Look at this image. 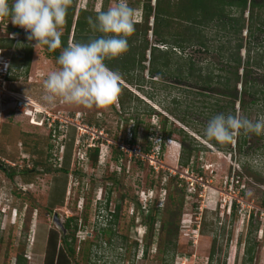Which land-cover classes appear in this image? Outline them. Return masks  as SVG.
Returning a JSON list of instances; mask_svg holds the SVG:
<instances>
[{
  "label": "rangeland",
  "instance_id": "rangeland-1",
  "mask_svg": "<svg viewBox=\"0 0 264 264\" xmlns=\"http://www.w3.org/2000/svg\"><path fill=\"white\" fill-rule=\"evenodd\" d=\"M147 1L128 0L136 10V22L143 21ZM118 2L72 0L71 6L76 8L77 20L81 8L97 13ZM152 4L156 7V0ZM2 18L0 26L19 29L10 16ZM154 24L152 17L149 26L154 28ZM66 26L67 21L62 27L63 35ZM210 26L206 31L213 38L211 50L196 46L182 52L176 48L178 56L171 57L172 72L179 65V57L182 63L192 56L200 66L213 67L216 75L233 76L223 55L225 50L219 48L228 44L231 34L219 29L217 22ZM19 30L6 54L26 55L27 46L33 48V53L29 66L16 71L17 77L9 82V88L59 116L63 123L58 119L60 134L56 127L52 134L48 126L33 125L28 115L15 109L13 99L1 111L0 191H4V208L8 209L9 204L16 209L0 218V264H19V259L22 264H264V135L248 133L249 143L243 153L236 140L230 146L217 145L204 135L209 120L221 114L215 106L217 111L212 113L215 100H224L222 105L231 100L222 94L228 92L225 87L215 82L209 89L211 95L206 97L200 94L205 92L203 87L177 77L167 68L164 74L152 77L148 49L143 59L145 69L138 64L132 68L133 82L121 76L122 91L112 105H75L60 99L54 105H45L44 82L60 65L53 51L46 46L33 47L35 42L28 41L25 29ZM74 30L75 26L70 44H75ZM247 36L245 30L243 37ZM0 38L11 39L4 27H0ZM147 38L153 46L169 48L158 44L152 30ZM138 44L134 42L133 47ZM63 48L62 44L55 51L60 53ZM175 99L181 103H175ZM236 111L243 116L239 102ZM185 113L198 129L181 120ZM42 117L44 114L37 112L36 118ZM249 119H264L263 101L252 107ZM140 120L138 143L134 144L135 125ZM185 132L195 140L185 142ZM90 143L102 146L96 163L88 150ZM221 145L227 147L220 148ZM37 146L54 167H68L69 173L50 170L32 176L29 182L20 174L12 180L6 169L25 167L29 157H37ZM109 146L112 154L106 157ZM149 146L152 150L147 152ZM185 148L192 150V154L186 153L187 157L191 155L189 166L181 163ZM100 155L108 159V167L101 166ZM17 185L28 192L17 197L13 191ZM106 203L111 214L121 206L114 223L105 221L100 212L106 210ZM147 209L158 213L154 232L147 233L143 220ZM252 212L255 216L251 218ZM69 218H76L71 227L67 225ZM67 236L74 244V255L68 254ZM248 238L257 244L252 262L246 252Z\"/></svg>",
  "mask_w": 264,
  "mask_h": 264
},
{
  "label": "trees",
  "instance_id": "trees-1",
  "mask_svg": "<svg viewBox=\"0 0 264 264\" xmlns=\"http://www.w3.org/2000/svg\"><path fill=\"white\" fill-rule=\"evenodd\" d=\"M153 0H148L144 5L143 10V21L136 22L135 32L129 36L128 43L133 47L134 42H139V44L132 49L128 50L120 55L119 57L112 58L106 61L107 65L114 71L118 72L123 78L130 82L133 79L130 78L132 68L136 67L138 64L140 69H145L143 65V59L145 58L148 49L151 50V69L150 73L152 77L158 76V74H164L165 68L172 72L171 57H175L177 53L176 48L181 49L182 52H186L188 48H194L196 46L202 47L206 51L211 50V41L207 33V29L211 27L210 25L214 22L219 23L217 26L219 29L229 32L231 38L228 44L219 47L221 51L225 50L224 57L227 58V63L229 65V70L233 76H223L221 74L216 75L215 69L208 66H200L197 61L192 56H188L184 62L181 63L178 60V66L172 72L179 78H184L188 81H193L199 86L203 87L205 92H201V95L209 97V94L213 88L215 82L219 85L225 87L228 91L222 93L225 97H229L231 100L226 104L222 103L224 100L216 99L214 104L211 106L221 111L224 115H236V105L239 102L242 117L250 118L251 109L254 105H259L260 102L264 103V0H156V7L152 4ZM102 11V10H101ZM76 8L74 6L69 7L66 16L67 26L66 33L62 36L63 47H67L70 44V34L75 26L73 42L74 43H88L92 39L98 38L102 33H99L93 25L90 23L91 20H95L96 14L88 10V8H81L78 13L77 20ZM249 12V17H246V13ZM154 17V28L149 26V21ZM145 19V20H144ZM138 27V29H137ZM152 30L154 36L159 39L158 44H167L169 48L163 50L159 45H151L148 40V34ZM247 30L248 36L243 37L244 31ZM10 31L19 32L17 27H12ZM15 42L14 39H4L0 38V47L9 49L13 46ZM217 49V48H216ZM28 54H21L17 57H12V71L13 75L10 77L11 80H15L17 77L16 71L22 70L25 66H29L31 62L30 55L32 56L33 48L27 46ZM246 51V56H243V51ZM61 52L53 51L55 58L58 60ZM178 56V55H177ZM243 70V73L240 71ZM235 82V83H234ZM241 83V90L238 89V84ZM127 90V89H126ZM133 95V93H132ZM5 108L8 106L10 100L5 99ZM175 103L180 104L178 99L174 100ZM121 102L125 106V100ZM14 104V103H13ZM15 106V105H14ZM191 109V105L188 106ZM16 109V107H15ZM217 110L213 109L212 113ZM174 113V112H173ZM181 120L188 126L198 129L195 122L191 121L185 113ZM141 125V120L135 125V133L133 143H138V128ZM56 131L61 129V124L56 125ZM54 129H50L53 134ZM184 141L188 139L195 140L191 134L185 132ZM239 138L235 139L239 150L243 153L244 148L248 145L247 134L241 132ZM217 145L218 142L213 140ZM73 144V142H71ZM99 143V142H98ZM52 145V144H51ZM231 143H229V146ZM152 146L146 148L147 152L152 150ZM227 146L221 145L220 148ZM92 151V159L96 163L98 160L100 146H96ZM37 157H29L26 160V166L23 168H12L6 169L9 177L12 180L16 178L19 174L25 179V182L31 181V177L39 176L41 174V169L45 168V174L50 170L62 171L66 174L69 173L68 167H54L49 160L44 157V151L36 147L35 151ZM32 153V152H31ZM186 153L192 154V150L184 149L182 157V165L189 166L191 155H186ZM33 154V153H32ZM50 155V154H49ZM123 154H121L122 156ZM48 159V157H47ZM33 164L35 170L30 169V165ZM66 164H70V158H67ZM117 175V174H116ZM178 177V176H177ZM1 186V185H0ZM3 188V186H1ZM21 188V190H20ZM22 192V189L26 188L17 185L15 190ZM28 192V190H26ZM18 193L19 195L21 194ZM117 206V210L113 214L115 220L119 218L120 208ZM160 212V207L157 208ZM143 211V220L147 226V233L151 230L155 231V225L158 221V213H155L151 209ZM255 214L251 213V218ZM76 220V218H69L67 225L71 227V224ZM76 230L78 229V224H76ZM111 227V226H110ZM165 227V224L163 225ZM252 227V226H251ZM178 232V231H176ZM249 231L248 236L252 234ZM73 240L76 237L73 236ZM65 242L68 246V254L74 255L75 248L74 244H71L70 237L65 238ZM256 243H252L251 238H248L246 244V252L249 256V261L254 260L256 253ZM216 248L213 250L215 254ZM148 252V249L145 253ZM168 254L170 252H167ZM19 264H22V260L19 259Z\"/></svg>",
  "mask_w": 264,
  "mask_h": 264
},
{
  "label": "clouds",
  "instance_id": "clouds-1",
  "mask_svg": "<svg viewBox=\"0 0 264 264\" xmlns=\"http://www.w3.org/2000/svg\"><path fill=\"white\" fill-rule=\"evenodd\" d=\"M71 3L72 0H12L10 4L9 0H0V17L10 16L14 25L25 29L28 41L35 42L33 47L46 46L49 51H55L62 47V27ZM90 23L103 35L88 43L69 44L62 49L57 61L59 70L52 71L44 82L45 94L42 101L45 105H54L60 99L67 104L105 107L119 98L122 91L121 75L112 70L106 61L119 57L128 50L127 38L136 30V10L129 5L128 0H119L116 6L99 11L95 20L90 19ZM4 67L7 69L8 65L5 64ZM28 102L31 103L29 98ZM0 105L3 110L5 107L1 100ZM44 126L48 124L40 127ZM241 132L264 135V119L253 121L239 114H217L209 120L204 135L226 144L234 142ZM103 144L107 145L105 141ZM95 147L96 144L90 143L88 150ZM100 147L103 152L102 146ZM110 149L112 146H109L106 157L112 154ZM86 152L91 160L89 152ZM99 163L108 167L110 162L101 156ZM1 194L4 191H0V218L2 214H8L12 207L16 209L9 204L8 209H5ZM101 201L99 199V204L103 205ZM105 209L104 212L100 210L103 219L113 222L115 212L111 214L107 203Z\"/></svg>",
  "mask_w": 264,
  "mask_h": 264
},
{
  "label": "built area",
  "instance_id": "built-area-1",
  "mask_svg": "<svg viewBox=\"0 0 264 264\" xmlns=\"http://www.w3.org/2000/svg\"><path fill=\"white\" fill-rule=\"evenodd\" d=\"M2 21H3V18L0 17V25L2 24ZM0 27H4L6 28V31L10 32L11 39H17L16 32L10 31L12 26H0ZM19 29L23 30L20 27ZM7 50L8 49L0 47V100H1V104L5 106V103H6L5 99H8V100L13 99L16 109L28 115L32 123L36 122L41 125L48 124V127L50 128L56 127V125H58V122H59L58 119L60 120V123H63L59 116H55L53 113L49 112L48 110H43L42 108L38 106L37 102H35L34 100L30 99L31 103L29 104L27 97L9 88V85H8L9 82L13 81L10 78L13 75V71L11 68L12 55H9L8 53L6 54ZM5 64L8 65L7 69H5L4 67ZM1 111H2V108L0 110V114H1ZM37 112L39 114H44V117L38 120L36 118ZM74 125H76L77 127L81 126V124L79 123H76V124L74 123Z\"/></svg>",
  "mask_w": 264,
  "mask_h": 264
},
{
  "label": "flooded vegetation",
  "instance_id": "flooded-vegetation-1",
  "mask_svg": "<svg viewBox=\"0 0 264 264\" xmlns=\"http://www.w3.org/2000/svg\"><path fill=\"white\" fill-rule=\"evenodd\" d=\"M89 146H90V144H89ZM30 166H31V165H30ZM30 169H32V170H35V167H30ZM44 171H45V168H42V169H41V174H40V175H44V174H45V172H44ZM7 173H8V172H7ZM92 176H93V175H92ZM10 178H11V177H10ZM20 187H23V186H22V185H20ZM20 190H21V188H20ZM13 191H14V195H16L17 197H18V195H19L18 193H20V192H21V191L19 192V190H17V189H16V190H15V189H13ZM21 193H27V192H26V190H25V189H22V192H21ZM10 210H11V213H12V212H13V207H12ZM11 213H10V215H9V216H11ZM57 219H58V222H59V221H60V219H59V218H57Z\"/></svg>",
  "mask_w": 264,
  "mask_h": 264
},
{
  "label": "bare ground",
  "instance_id": "bare-ground-1",
  "mask_svg": "<svg viewBox=\"0 0 264 264\" xmlns=\"http://www.w3.org/2000/svg\"><path fill=\"white\" fill-rule=\"evenodd\" d=\"M33 124L41 125V124H39V123H36V122H33Z\"/></svg>",
  "mask_w": 264,
  "mask_h": 264
}]
</instances>
